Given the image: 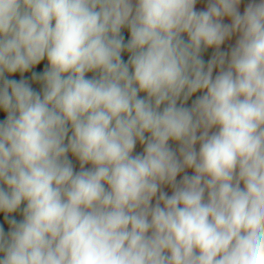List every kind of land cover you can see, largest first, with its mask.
I'll list each match as a JSON object with an SVG mask.
<instances>
[{"label": "clouds", "instance_id": "obj_1", "mask_svg": "<svg viewBox=\"0 0 264 264\" xmlns=\"http://www.w3.org/2000/svg\"><path fill=\"white\" fill-rule=\"evenodd\" d=\"M0 220V264H264V0H0Z\"/></svg>", "mask_w": 264, "mask_h": 264}, {"label": "crops", "instance_id": "obj_2", "mask_svg": "<svg viewBox=\"0 0 264 264\" xmlns=\"http://www.w3.org/2000/svg\"><path fill=\"white\" fill-rule=\"evenodd\" d=\"M122 34L124 35L125 40L127 41L128 37H129V33H128L127 29L122 30ZM234 42H235V37L231 41L226 42L225 45L222 46V50L229 49L230 46L234 44ZM213 53H214V50L213 49H208V50H206V51H204L202 53V59L205 61V63L208 62V60L211 58V56L213 55ZM124 59L127 60V54H124ZM42 67H44L43 64L41 66H38V68L37 69H34V70L35 71H39L40 68H42ZM214 75H215V72H214ZM89 76H91V74H89ZM11 78L20 79V76H19V74H16L14 77H11ZM25 78H29L30 79V73L25 74ZM32 86L37 91L40 90V86L39 85L33 84ZM196 95H199V93L196 94ZM192 99H195V96ZM190 104H191V100L189 101V105ZM172 147L173 148H177V145L173 144ZM140 150L141 149L138 147L137 151H140ZM69 158L73 160V164L75 165L76 170H79V164H78V162L74 158L71 157V154H69ZM188 174H192L190 170L188 171ZM181 175H183V174H181ZM178 179H179V177H178ZM165 190L166 191H169V194H170V189L166 188ZM16 218L18 220L19 219H22L21 216H17ZM0 222H2V220H0ZM5 229L7 231V226L6 225H5Z\"/></svg>", "mask_w": 264, "mask_h": 264}]
</instances>
